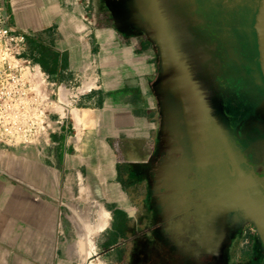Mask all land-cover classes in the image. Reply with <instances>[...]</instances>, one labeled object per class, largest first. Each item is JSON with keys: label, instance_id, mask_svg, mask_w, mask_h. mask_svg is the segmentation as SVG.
<instances>
[{"label": "crops", "instance_id": "crops-1", "mask_svg": "<svg viewBox=\"0 0 264 264\" xmlns=\"http://www.w3.org/2000/svg\"><path fill=\"white\" fill-rule=\"evenodd\" d=\"M10 9L15 26L38 43L43 69L59 81L80 77L89 89L70 111L60 112L54 145H0V264H75L72 249L97 246L99 240L108 247L103 241L116 212L133 216L131 183L140 184L145 173L151 177L155 152L176 146L181 158L198 157L192 125L180 94L172 93L173 101L165 98L170 88L166 58L145 19H119L107 0H10ZM261 105L250 119L260 131ZM253 126L235 131L233 139L239 134L247 144L264 142V132ZM236 143L231 150L239 154L242 147ZM214 153L211 163L218 157ZM249 158L255 169H264V148ZM226 163L235 187L229 157ZM192 171L186 170L180 189L187 199L193 193L186 184ZM249 213L248 225L229 247L195 243L186 251L181 242L186 263L264 264L259 246L250 244L255 233L264 247Z\"/></svg>", "mask_w": 264, "mask_h": 264}, {"label": "flooded vegetation", "instance_id": "flooded-vegetation-1", "mask_svg": "<svg viewBox=\"0 0 264 264\" xmlns=\"http://www.w3.org/2000/svg\"><path fill=\"white\" fill-rule=\"evenodd\" d=\"M117 1L116 4L114 0H107V4L110 12L119 19H148V14L140 11L138 0ZM258 5L259 0H177L175 10L181 25L175 35L190 42L192 53L211 49L212 60L208 62L206 73L216 92L221 118V127L216 129L217 139L212 143L214 154L221 155V151L231 150L232 143L237 142V148L242 147L241 152L236 155L240 160V167L245 174L256 177L259 190L264 195V169H255L249 158L252 152L262 153L263 139L251 144H247L239 134V139H233L235 131L241 133L245 131V127H249L250 120L245 117L249 102L247 99L239 100L244 99L240 95L247 93V86L252 82L244 73L248 72L247 76L250 78L253 75L250 72L257 70L259 65L261 67L257 57L259 47L254 25ZM232 74L241 81V90H236L235 87L234 91L226 81ZM169 87L167 95H164L169 101H173L171 95L177 89L171 85ZM256 91L258 96L264 94V89L261 93L257 89ZM247 94L251 98V92ZM260 101H263V97ZM174 105L171 108L175 109ZM254 108L258 109L256 104L253 105ZM256 112L253 111L254 114ZM236 114L243 115L247 120L241 118L240 124L236 125ZM259 123L264 126V121ZM252 125L259 132H264L255 126V121ZM172 147L174 150L157 151L153 154V174L150 178H145L148 176L145 173L140 184L131 183L136 191L132 194V203L136 207L133 216L120 211L115 213L113 229L121 235L117 244L118 264H188L185 252L180 249L181 242L185 243L186 251L195 243L229 247L239 237V229L249 223L246 218L249 207L243 198H238L237 189L233 187L232 180L228 179L231 170L227 169L226 160L221 156L213 163L207 161L199 171L198 176L202 179L200 186H206L208 178L211 180L208 189L202 188L197 192L192 186L190 189H193V193L189 194L188 199L184 196L185 191L180 190L181 187L173 189L170 184L173 180L182 184L188 167L183 169L180 153L176 146ZM207 158H212V155ZM123 165L124 162L121 161V167ZM143 186H151L150 192H138ZM152 186L157 188V194ZM188 208H193L194 212ZM250 244L258 245L264 255L263 242L257 234L251 235ZM192 252L194 256L198 254L201 257V252ZM155 255H158L159 261H156Z\"/></svg>", "mask_w": 264, "mask_h": 264}, {"label": "water", "instance_id": "water-1", "mask_svg": "<svg viewBox=\"0 0 264 264\" xmlns=\"http://www.w3.org/2000/svg\"><path fill=\"white\" fill-rule=\"evenodd\" d=\"M176 1L138 0V4L141 12L148 14L150 19L145 20L155 31L163 48L168 81L177 89L176 91L185 102V117L192 125V137L197 145L198 157L204 158L207 162L211 160L207 157L213 153L212 145L214 144L212 143L217 139L216 129L221 127L216 92L206 73L208 62L212 60V51L208 49L192 53L190 42L175 35L181 25V20L177 19L175 14V6L171 4ZM254 25L259 32L261 69L264 75V0H259ZM219 107L221 108V105ZM236 155L232 150H224L218 156L225 160L229 157L232 167L237 172L235 181L237 196L246 201L250 210L249 218L264 241V197L258 198L262 193L255 176L245 174Z\"/></svg>", "mask_w": 264, "mask_h": 264}, {"label": "built area", "instance_id": "built-area-1", "mask_svg": "<svg viewBox=\"0 0 264 264\" xmlns=\"http://www.w3.org/2000/svg\"><path fill=\"white\" fill-rule=\"evenodd\" d=\"M38 56V43L13 23L10 0H0V144L3 146H13L39 135L44 120L51 115L46 110L51 103L70 111L88 92L87 81L76 76L59 81L57 74L43 69ZM54 108L53 112L59 113Z\"/></svg>", "mask_w": 264, "mask_h": 264}, {"label": "rangeland", "instance_id": "rangeland-1", "mask_svg": "<svg viewBox=\"0 0 264 264\" xmlns=\"http://www.w3.org/2000/svg\"><path fill=\"white\" fill-rule=\"evenodd\" d=\"M260 67V65H259ZM259 67L257 68V70H253L250 72V74L252 75V77H248L247 73L245 72L244 75L247 77V79H249L251 84H248L250 86H247V93L251 92V98L249 97V94L245 93L244 95H240V97H244V99H240V101H244L245 99H247L249 102V108H246V113H245V117L250 120L252 118V116L254 115L253 111H257V108L253 109V105L256 104V107H260L259 104H257L260 101V98L263 97V103H264V94L258 96V92L256 91V89L260 92L264 89V75L262 72V69H259ZM261 68V67H260ZM226 81L231 85V88L235 91V87L237 88L236 90H241L239 86L241 84V81H239L237 79V77H235L233 74L228 76L226 78ZM238 85V86H237ZM263 86V88L261 87ZM261 93V92H260ZM261 102V101H260ZM51 107H46V110H48V113H51L50 117H47L44 120V123L41 127L40 133L39 135L33 136L30 139H28L27 141H21L19 143H17L16 145H23V144H29V145H35L36 147L40 146L41 144H46V145H54L55 141H54V134L58 133L59 127H60V119L61 116H59L60 111H62L61 107H58L57 105H55L54 103L50 104ZM55 107V108H54ZM53 108L54 109H58L59 113H54L53 112ZM50 110V112H49ZM261 110L262 112L264 111V105H261ZM234 112V111H233ZM243 115L241 114H236L234 117V121L235 124L238 125L240 124V120L241 118H245ZM245 118V119H246ZM246 119V120H247ZM252 122V120H250L248 122V124L250 125ZM186 134V133H185ZM182 139L185 140L184 136H182ZM1 145V144H0ZM3 146V145H2ZM180 155V154H179ZM181 158V157H180ZM182 162H183V169L186 170V167L193 169L192 174H194V176H188V182L187 187L188 189L190 188V185L194 186L195 191L198 192L199 189H208L209 186L211 185V180L208 178L207 182H206V186H200L201 183L200 181L202 180L201 178H199V176H197V171L199 168V171H201L202 165H204L206 163V161L204 160V158L201 159H197V156H194L193 153H189L188 157L185 154L184 157L181 158ZM186 173V172H185ZM229 179V178H228ZM177 180H173L172 184V188L176 189V187H181L182 189L185 188L184 184H179L178 182L176 183ZM230 181V179H229ZM205 185V184H204ZM180 188V189H181ZM191 190V189H189ZM119 234L116 232L115 228L113 230H111L110 233H107V235H105L104 237V244H106V246L108 247H101L100 243L101 240H99V244L97 246H93V247H87V248H74L71 250L72 252V256L76 258V263L75 264H118L116 258L119 255V251L117 248V244H118V238H119Z\"/></svg>", "mask_w": 264, "mask_h": 264}, {"label": "bare ground", "instance_id": "bare-ground-1", "mask_svg": "<svg viewBox=\"0 0 264 264\" xmlns=\"http://www.w3.org/2000/svg\"><path fill=\"white\" fill-rule=\"evenodd\" d=\"M257 33H256V36H257V43H258V47H259V50H258V59H259V61H260V63H261V58H260V44H259V40H258V37H259V32H258V30L256 31ZM102 219H104V217L102 218ZM105 220H106V222L108 223V221H107V218H105Z\"/></svg>", "mask_w": 264, "mask_h": 264}]
</instances>
